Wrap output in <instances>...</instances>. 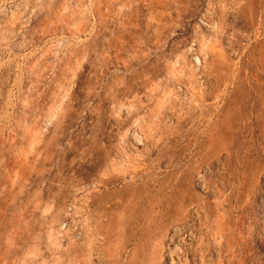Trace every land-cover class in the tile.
Instances as JSON below:
<instances>
[{"label":"rangeland","instance_id":"374dc122","mask_svg":"<svg viewBox=\"0 0 264 264\" xmlns=\"http://www.w3.org/2000/svg\"><path fill=\"white\" fill-rule=\"evenodd\" d=\"M0 264H264V0H0Z\"/></svg>","mask_w":264,"mask_h":264},{"label":"bare ground","instance_id":"6f19581e","mask_svg":"<svg viewBox=\"0 0 264 264\" xmlns=\"http://www.w3.org/2000/svg\"><path fill=\"white\" fill-rule=\"evenodd\" d=\"M172 258V257H171ZM174 261V260H173ZM171 262H172V259H171Z\"/></svg>","mask_w":264,"mask_h":264}]
</instances>
